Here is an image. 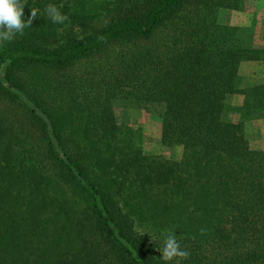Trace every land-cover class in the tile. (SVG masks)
<instances>
[{
    "label": "trees",
    "instance_id": "16d2710c",
    "mask_svg": "<svg viewBox=\"0 0 264 264\" xmlns=\"http://www.w3.org/2000/svg\"><path fill=\"white\" fill-rule=\"evenodd\" d=\"M241 5L26 0L38 17L0 46V264H165L169 233L190 253L179 264H264V152L245 133L264 122V83L238 88L264 47L218 21ZM118 99L155 111L179 160L144 155Z\"/></svg>",
    "mask_w": 264,
    "mask_h": 264
},
{
    "label": "rangeland",
    "instance_id": "374dc122",
    "mask_svg": "<svg viewBox=\"0 0 264 264\" xmlns=\"http://www.w3.org/2000/svg\"><path fill=\"white\" fill-rule=\"evenodd\" d=\"M78 8L94 12L111 0H73ZM218 21L221 24L239 27L246 31L250 42L254 46L264 47V0H242L237 10L220 9ZM263 63L248 64L243 62L239 66L238 88L243 89L262 84L264 80ZM241 94L229 95L225 100L223 118L228 121L238 120V108L242 105ZM116 120L133 144L140 148L144 155L163 157L172 161L179 160L181 149L165 148L160 140V123L156 112L146 110L143 105L118 99L113 103ZM246 137L253 149L264 152V122L260 119L249 120L245 123Z\"/></svg>",
    "mask_w": 264,
    "mask_h": 264
},
{
    "label": "clouds",
    "instance_id": "9594fccd",
    "mask_svg": "<svg viewBox=\"0 0 264 264\" xmlns=\"http://www.w3.org/2000/svg\"><path fill=\"white\" fill-rule=\"evenodd\" d=\"M26 0H0V46L6 42L13 41L17 35H23L26 28L31 27L33 21L38 17V10L31 8L30 16L25 19L24 9ZM60 7L48 4L45 14L55 24H64L69 17L63 14ZM162 261L170 264L171 261L187 259L190 253L181 247L175 234L169 233L163 240V246L159 249Z\"/></svg>",
    "mask_w": 264,
    "mask_h": 264
},
{
    "label": "crops",
    "instance_id": "0c3cea01",
    "mask_svg": "<svg viewBox=\"0 0 264 264\" xmlns=\"http://www.w3.org/2000/svg\"><path fill=\"white\" fill-rule=\"evenodd\" d=\"M245 63H248V64H253V63H255V64L263 63V64H264V62H262V61H260V62L253 61V62H245ZM242 64H243V63H242ZM263 67H264V65H263ZM261 82L264 83V80H262Z\"/></svg>",
    "mask_w": 264,
    "mask_h": 264
}]
</instances>
